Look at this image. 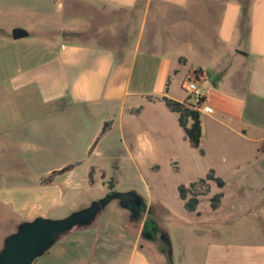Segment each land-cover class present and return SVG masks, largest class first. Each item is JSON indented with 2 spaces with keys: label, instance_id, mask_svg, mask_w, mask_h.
Returning a JSON list of instances; mask_svg holds the SVG:
<instances>
[{
  "label": "crops",
  "instance_id": "0c3cea01",
  "mask_svg": "<svg viewBox=\"0 0 264 264\" xmlns=\"http://www.w3.org/2000/svg\"><path fill=\"white\" fill-rule=\"evenodd\" d=\"M46 1L48 11L52 13L70 0ZM36 2L34 8L40 3ZM72 2L79 8L87 5L100 8L99 15L102 16L125 11L134 16L137 14L135 7L141 2V28H145L148 23L151 25L150 47L166 48L172 44L174 49L163 51L162 57L150 54L144 57L145 63L158 64L156 81L151 91L134 88L137 56H130L123 41L115 44L113 33L103 30L96 33L109 37L111 42L67 40L65 29H60L63 32L60 38L46 40L42 44L47 57L16 69L9 81V93L18 100L12 110L13 118L6 119L7 112H11L9 109L4 110L5 119L0 120V123L16 128L9 137L6 132L0 134V159H4L0 172L2 175L11 174L12 171L6 169L11 163L5 161L11 159L15 161L11 165L20 163L28 173L24 178L25 185L17 188L0 187V199L15 214L16 229L23 221L37 216L45 217L65 196L67 189L60 186L57 179L76 171L81 161L55 166L49 160L78 158L69 143L57 138L74 134L77 126H81L80 121L84 119L86 109L111 107L114 115L103 117L101 121V128L106 121H110L109 132L116 122L124 121L125 115L131 121L154 107L163 112L160 107L166 106L161 100L164 95L179 101L189 100L185 83L191 78L197 79L204 92L203 104L213 108L211 113L201 111L203 135L200 146L204 155L211 154L216 146L221 153L222 164H228L245 176L242 178L245 181L249 174L263 172L264 0ZM165 23L170 24L165 28L166 37L163 38L157 32L162 31L161 26ZM85 26L84 23L69 31L81 33L89 28ZM173 75L182 76L181 86L186 92L182 97L171 92ZM140 99L142 101L139 102ZM189 102L195 104L196 100ZM25 109L33 112L30 120L22 118L21 113ZM211 125L218 126V130L214 132L209 128ZM147 126L151 130L161 127L159 123L153 122ZM101 128L92 134L87 147L89 155L97 149V143L91 148ZM22 130L30 141L22 139ZM66 166L71 168L51 177ZM210 167L217 175V167ZM88 182L91 186H106L95 166H91L88 172ZM113 201L91 224L75 227L62 234L33 264H155L151 257L150 242L156 239L157 232L151 236L145 234L149 212L135 217L119 201ZM262 202L257 203V213L250 208L240 212L233 220L216 217L208 222L218 237L207 245L205 264H264V208L259 209ZM79 205L85 207L87 203L78 201L71 206ZM197 215L200 216V212ZM251 217L257 220V240L250 237L252 230L248 231L245 227L247 219ZM218 220L223 223L222 230L215 227V221ZM236 223L241 227L234 229ZM8 234L3 235L0 250Z\"/></svg>",
  "mask_w": 264,
  "mask_h": 264
},
{
  "label": "rangeland",
  "instance_id": "374dc122",
  "mask_svg": "<svg viewBox=\"0 0 264 264\" xmlns=\"http://www.w3.org/2000/svg\"><path fill=\"white\" fill-rule=\"evenodd\" d=\"M35 2L38 3L36 5L38 8H34ZM26 3H29L27 6L30 8ZM47 5L46 0H0V120L5 119L4 110L9 109L11 112H7L6 119L13 118L12 110L18 100L9 93V81L16 69L19 66L27 67L39 58L47 57L42 44L46 40L60 38L63 33L60 29H65L67 40L80 42H111L109 37H104L96 31L113 33L115 44L123 41L125 50L130 52V56H137L133 75L134 88L144 91L153 89L158 64L145 63L144 57L147 54L162 57L163 51H171L174 47L172 44L166 48L150 47L151 25L148 23L145 28H141V2L136 5L137 14L134 16L129 15L128 11L102 16L99 15L100 8L89 5L79 8L72 0L63 7H57L52 13L48 11ZM84 23L85 27H89L86 31L81 33L69 31ZM169 24L165 23L161 26L163 33L161 30L157 32L163 38L166 37L165 28ZM15 27L26 29L29 36L13 39L12 30ZM171 82V92L182 97L186 93L181 86L182 76L173 75ZM189 100L195 99L189 97ZM160 108L163 112L154 107L131 121L125 115L122 123L116 122L112 130L108 132V128L101 133L102 118L114 115V110L109 106L90 107L86 109L85 117L80 121L81 126H77L74 134L63 135L60 139L56 137L57 140L69 143L78 158L49 160L51 164L66 165L74 161L81 163L77 165L76 171L57 179V183L67 190L65 196L60 199V204L48 211L45 217L53 219L66 217L73 211L83 208L80 205L71 206L78 201H85L88 206L94 200L104 198L115 191H135L146 204L144 215L149 212V217L156 220L159 227L166 230L171 237L169 248L160 237L161 233L157 232L156 239L150 242L153 262L205 264L207 245L216 241L218 237L208 222L215 220L216 217H223L227 221L233 220L240 212L250 208L257 213V203L264 201V169L261 173L249 174L247 180H243L245 176L237 173L228 164H222L221 153L216 146L211 154L205 156L200 148L194 147L189 142L183 128L178 124L177 114L166 106ZM21 114L23 120H30L33 112L25 109ZM152 122L159 123L161 127L149 129L147 124ZM99 128L101 130L97 136V149L89 155L87 147L92 134ZM209 128L214 132L218 130V126L214 125ZM15 130L13 126L0 123V134L6 132L9 137ZM141 133H147L154 145V150L151 155L146 156L143 164L135 163L128 158V151L136 150L137 138ZM21 135L24 141H30L24 130L21 131ZM5 161H8V164L15 162L11 159ZM3 163L4 159H0V165ZM11 164L6 168L12 171L11 174L2 175L0 172V187L17 188L25 185L24 178L28 174L27 171L20 163L17 166ZM210 165L217 167V175L224 180L225 185L220 187L215 181H210V191L200 197L197 211H188L179 196V186H188L191 182L205 177L211 169ZM91 166H95L96 172L102 177V182L106 184L105 188L101 184L95 186L89 184L88 172ZM32 170L34 171V168ZM17 192L14 194H19ZM220 193L222 194L220 203L214 209L212 197ZM113 200L114 203L119 201ZM262 203L260 210L264 208V202ZM102 212L103 210L99 214ZM198 212L200 216L197 215ZM14 219L15 214L10 206L0 199V243L3 235L15 231ZM215 227L217 230H222L221 220L215 221ZM239 227H241L239 223L234 225V229ZM245 227L248 231L252 230L249 235L257 240V220L252 217L247 219ZM155 228V224L150 222L146 233L151 234ZM240 235L243 236L241 233Z\"/></svg>",
  "mask_w": 264,
  "mask_h": 264
},
{
  "label": "water",
  "instance_id": "95a60500",
  "mask_svg": "<svg viewBox=\"0 0 264 264\" xmlns=\"http://www.w3.org/2000/svg\"><path fill=\"white\" fill-rule=\"evenodd\" d=\"M29 32L22 27L12 30V38L28 37ZM113 199L136 216L145 212L143 198L135 191L112 192L104 198L94 200L90 205L73 211L63 218H47L37 216L32 220L23 221L17 229L8 234L0 250V264H33L58 238L75 227L91 224L97 215ZM171 257V249L169 250Z\"/></svg>",
  "mask_w": 264,
  "mask_h": 264
},
{
  "label": "trees",
  "instance_id": "16d2710c",
  "mask_svg": "<svg viewBox=\"0 0 264 264\" xmlns=\"http://www.w3.org/2000/svg\"><path fill=\"white\" fill-rule=\"evenodd\" d=\"M150 99H152L151 96H149ZM161 100L164 101L165 105L171 110L172 112H175L178 114V122L179 125L183 128L185 135L189 142L196 148H200L201 153H204V150L201 148V139L203 135L202 130V117L201 112L195 107V104L189 102V100L185 101H179L173 98H170L166 95L161 97ZM203 101V98L200 99L199 103ZM110 126V121H106L104 123V126L102 128V132L104 133ZM98 142L97 140L94 142L93 147ZM71 166H66L65 168H62L61 170L54 172L61 173L68 169H70ZM93 170L92 168L90 172V181L93 182ZM210 181H215L218 186L222 187L224 186L225 182L220 177L217 176L214 169H210L208 174L205 177H202L198 179L197 181L191 182L188 186L180 185L179 186V196L184 201V206L188 211H195L197 209V206L200 202V197L206 195L210 191ZM222 197V194H216L212 197V207L215 209L218 207L220 203V199ZM150 222H153L156 226L157 232H160V237L164 240V242L167 244V246L170 248L171 240L169 238V235L166 230H163L159 227L157 222L149 217V220H147L145 225V234L147 231V227Z\"/></svg>",
  "mask_w": 264,
  "mask_h": 264
},
{
  "label": "clouds",
  "instance_id": "9594fccd",
  "mask_svg": "<svg viewBox=\"0 0 264 264\" xmlns=\"http://www.w3.org/2000/svg\"><path fill=\"white\" fill-rule=\"evenodd\" d=\"M154 150L147 133H141L137 138L136 150L128 151V158L135 163L143 164L146 156L151 155Z\"/></svg>",
  "mask_w": 264,
  "mask_h": 264
},
{
  "label": "built area",
  "instance_id": "2783aa9c",
  "mask_svg": "<svg viewBox=\"0 0 264 264\" xmlns=\"http://www.w3.org/2000/svg\"><path fill=\"white\" fill-rule=\"evenodd\" d=\"M185 89L191 98L196 100L195 107L201 111L211 113L213 108L210 105H204L203 101L199 103L200 99L204 97V92L200 88L197 79L191 78L188 79L185 83Z\"/></svg>",
  "mask_w": 264,
  "mask_h": 264
},
{
  "label": "flooded vegetation",
  "instance_id": "af4514ba",
  "mask_svg": "<svg viewBox=\"0 0 264 264\" xmlns=\"http://www.w3.org/2000/svg\"><path fill=\"white\" fill-rule=\"evenodd\" d=\"M143 207L146 209V205L145 204H143ZM133 216H135L136 217V215L134 214V213H131ZM154 231H152V233L151 234H149V233H147L148 235H153L154 234V232H155V235H156V232H157V229L155 228V229H153Z\"/></svg>",
  "mask_w": 264,
  "mask_h": 264
}]
</instances>
